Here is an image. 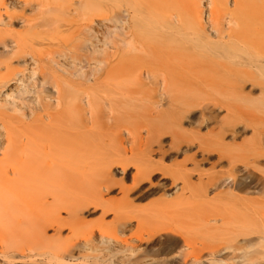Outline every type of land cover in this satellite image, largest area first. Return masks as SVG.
Instances as JSON below:
<instances>
[{"label": "rangeland", "instance_id": "374dc122", "mask_svg": "<svg viewBox=\"0 0 264 264\" xmlns=\"http://www.w3.org/2000/svg\"><path fill=\"white\" fill-rule=\"evenodd\" d=\"M8 2H10V0H7V3ZM108 3L110 6V9L107 10L108 20L103 18L102 20L101 18L98 20L99 17L97 18V15H89L90 19H87L89 22H87L88 24L86 23L87 25H85L84 22L83 25L76 23L71 24L67 26V29L61 27V29L65 30L64 32L61 30L63 33L58 39L55 37L54 40L51 37L52 35H47L45 37L47 40L51 37L54 42L51 41L52 39L45 42L46 39L44 38V44L41 43L43 41L41 39L42 41L39 40L41 46H34L35 49H31L34 53L36 50H39L38 52L43 56L40 61H38V64L43 67V69L47 72H55L58 75L70 79H75V77L71 75L79 71L78 68L87 70L90 75V67L96 68L98 58H102L101 51H103V49H106V53L109 57L107 63H103L104 66L106 65L107 79H105V82L103 84H94L95 82L93 79L85 82L87 85L96 86V89L100 92L99 96L94 97L96 101L95 105L92 109H89L87 114V117L89 116L90 119H95V123H92V121L90 122L92 127L89 144V150L91 152V162L89 166H91V171L89 167L86 168V171L89 170V172L87 171L88 174L84 171L80 172L83 173V175H89L90 177L88 176L86 178H91V180H88V184L87 179H85V185L83 183L84 186L82 187V185H79L81 177L77 176V178L80 179L78 185H76L75 182L76 186L72 184L71 188L66 184L68 178L72 180L71 183L73 182V177L70 178L69 175L73 174V168H75L77 164L74 160V167L69 165L73 167L68 171L70 172V170H73L70 172L71 174L65 173V175H61L64 178L63 181H66V183H64L68 188L65 187L67 188L65 189L63 186L64 183L60 182L62 181V177L59 179L60 181L58 183L59 186L61 183L63 188L55 187L65 198L72 199L76 202L80 201L84 204H82V206H84L83 209H79L80 223H77V220L73 218L71 219L69 212L64 209L60 213V216L63 218L64 226L59 227L55 224L47 229L44 236L40 235V237L38 235V237L33 233L34 226L38 224L35 223L34 225L35 219L37 220V218H34V214L31 213L32 209H28V206L25 207L27 204L23 205V207L15 205L11 210L0 207V233L5 237L4 240H0V264H94L93 255H100L101 257L106 255L105 258L117 259L116 261L127 259L129 260L128 264H181L178 260L182 257L183 252L196 251L193 250L194 248L192 245L197 249H203L202 260L205 264H250L248 262L257 257L255 251L261 246L258 244L261 240H256L255 244L245 249L247 250L246 252L245 250H238L236 254H232L230 253L231 250H226L218 255L209 254L212 246L216 248L223 242V244L226 245V241L227 243L230 241L227 239H230L232 236L226 230V225L221 217H218V220H206L207 217L214 218L213 216L218 214L217 208L221 205V200H217L216 197L220 189L215 187L210 188L207 200L195 193L193 194L190 190L192 188H190L187 183V189L183 192L182 187L185 186V184L183 179L180 178L181 174L177 172L179 171V163L183 162L186 156L194 154L197 159H202L203 155L199 149L200 143L203 146L211 143L214 144L221 140L220 137L222 135H224V139H222L224 142L234 143L235 140L230 133V129L233 128L237 122H239L238 127H244L249 120L250 123L253 122L252 124L255 125L249 126L246 134L242 137H238L236 142L242 143L244 140H254L259 136L260 133L258 130L264 128V76L258 78L255 82L248 81L246 83L245 91L247 95L245 96L229 91L227 87L233 80H225L224 78L209 79L205 75L202 76V74L194 78L187 77L188 79L182 83H174L175 80H173V82L171 80L168 99H163L159 103L160 106L155 107L154 105L157 103L155 104L152 95L128 93L126 91L127 86L121 85L127 78H132L136 72H141V69L143 74H146V71L142 68L144 67L143 65H145L144 61H140L141 59L137 58L135 60L130 59V63H125L126 59L123 54L134 52H141L142 54L145 52L144 50L152 53L158 51L161 45L167 43V41L171 39H176L177 42H180L182 45L188 46L191 41L186 42L184 40L185 38L191 40L192 37L188 34H184L181 29H178V26L172 24L171 20L175 17L174 13L172 14L167 10L162 16L157 17V9L154 0H108ZM112 3L113 6H111ZM166 5L172 7L190 6L194 16L199 18L205 26L209 27L207 33L212 35L210 39L213 41L219 40L216 34L210 33V0L168 1ZM131 6L136 7L133 9ZM227 6L229 9L235 7L233 2H229ZM2 7V12H4L5 7ZM15 9L23 11L21 7H15ZM102 10L106 11L105 9ZM25 11L27 14H30V10L27 9ZM78 18L79 17H77V19ZM26 27L27 26L24 25L22 26L21 20L16 21L11 26L15 31H19ZM58 27L60 29V26ZM45 29V31H49L48 34H58L60 32L59 29L55 30V24L47 25ZM130 30L138 33L141 38L144 37L145 39H142L144 44L133 40L131 36L126 37L123 35L124 31ZM156 37H161L163 40H157ZM39 41H37L38 44ZM104 41L106 42L104 43ZM128 41H131L133 47L126 44ZM147 42H151V44ZM154 44H158V47L153 50L151 47ZM135 46H139V48H135ZM9 50L10 48L0 44V61H11L10 66L6 63L0 66L1 73H13L14 80L11 83L18 82L20 79L25 80L24 85L34 82V77L38 75L33 74V70L36 69V63L34 59H31V55H28L29 58L27 61L24 59H11L7 56L10 55V53H8ZM126 65H130V68ZM162 77L163 75L157 73L147 79V81L150 84H160L164 80ZM216 84H221L220 89L214 87ZM49 86L51 87V85H47L40 91L30 90L28 92H26L28 86H24L21 92L12 90L11 88H3L0 91V110H4L6 114L13 118L23 117L26 119L28 115L29 121H33L36 115L33 114L32 116L27 109L31 106H35L40 95L46 97L48 94L53 93ZM9 93L10 95H8ZM86 98L87 94L76 92L73 100L74 103L76 102L87 106ZM182 101L189 110L184 117H181L177 112V107H173L172 105V102L183 103ZM109 102H113L114 106L112 108L109 107ZM28 112L29 114H26ZM69 113L68 116L70 117ZM30 116H32V118ZM6 117V115H2L0 119L5 118L12 127L17 126L18 123L16 124L15 120L12 121L15 122L14 124L10 121L12 120L11 118ZM3 121L0 120V124L6 122ZM44 121H47L46 123L44 122L46 125L48 123V118H45ZM2 124L0 126L1 128ZM50 124L47 125L51 126ZM17 127H19V125ZM54 127V130H56L61 137L63 134H71L68 133L69 130L74 132L80 131L82 129V124L79 122L78 116L74 114L71 121H59ZM2 129L3 132L6 131L4 128ZM9 130L11 132L10 134L14 136V132L16 131L13 129V134L11 128ZM54 130L51 131L55 133L56 131ZM19 132H16V135H20L17 136L18 138L22 136V133L19 134ZM71 135H74L73 132ZM21 138L18 140L15 139V141L18 142ZM191 140H194L196 144L190 150H186ZM24 141H26V137ZM67 141H69V138H67ZM16 142L15 145H17ZM20 143L22 142L20 141ZM19 145L16 147H19ZM45 145H48L47 142ZM58 145L57 142L56 146L59 147ZM214 145L217 147L221 146ZM19 148L21 149V147ZM45 148L47 151V148L49 150L50 147ZM59 149H62V146ZM25 150L27 152L29 148ZM31 150L33 149H30V151ZM53 150H56V148ZM66 150L67 149H65L64 154ZM21 151H18V154L23 156L21 155L23 154ZM34 151H32V153ZM36 151L38 152V150ZM74 151L78 152V150ZM74 151L71 152V158L75 157L72 155V153L74 155L76 154ZM79 152H81V150ZM79 152L76 156H79ZM46 153H48L47 155H51L53 152L51 151V154H49V151H47ZM56 153H59V151ZM61 153V155H64L63 152ZM27 154L29 153H26V155L24 154L26 160H28L27 156H29ZM31 154L29 156L31 159V156L34 154L38 156L37 153ZM42 154H44V152H42ZM68 154L70 153L68 152ZM52 155L48 162L50 165L52 163L54 164L57 160L59 161L57 158V160H55ZM1 156H3V152L0 153V157ZM25 156L23 157L25 158ZM57 156H60V154ZM65 156L67 157L65 154L63 159ZM48 158L47 156V159ZM61 159L62 158H60V162H63L64 160ZM34 160L37 161V159ZM51 160H53L52 163ZM76 160L80 161V158L78 157ZM218 160L219 153L215 152L211 154L210 161H203L201 163V168L205 171L211 170L212 173L210 174L217 175L218 172L227 171L231 167L228 159L225 158L221 162H217ZM29 161L31 162V160ZM72 161L73 160H71V163ZM150 161L162 166L166 172H168L169 178L163 179L168 182L165 188L157 186L145 192H130L129 199L133 200V204L129 207V202L124 197V192L120 184H116L112 190L106 189L104 183L107 179L106 170H109V176H111V178L122 181L124 178V173L122 172L123 165H127L133 173H136L139 167H145L146 163ZM34 162L31 163L35 165L38 163ZM41 162L42 164L44 163L43 161ZM60 162L58 163L60 164ZM66 162H64V164H67ZM58 163L56 164L58 165ZM80 163L82 162L80 161ZM213 163H217L214 168ZM50 165H44L46 167H42L45 169L47 167H49L48 169H53ZM59 166L60 165L55 166L56 168L53 170L59 169V174H61L62 167ZM187 167H194L193 161H188ZM34 168H37V166ZM64 169L66 168H63L62 174H64ZM39 170L41 171V169ZM53 170L52 174L55 173H53ZM67 170L68 169H66V172ZM75 170H78L77 166ZM49 172H51V170ZM59 174L57 177L60 176ZM9 175L10 177L14 176L13 173H9ZM42 175H45V178H49L50 174ZM56 175L55 178L53 175H50V178L53 177L52 184L54 180L57 182L58 178L56 179ZM66 175L67 179L65 178ZM170 175L179 176L178 186H173L171 184L172 177ZM36 176L40 178L38 174ZM126 176L125 183L129 186H133L134 183L131 174L129 173ZM75 177L76 174L74 175V180L77 179ZM160 177L161 175L159 174V178ZM203 177L207 179L206 174L203 175ZM34 179H36L35 176ZM37 180L38 179H36L35 183L39 181ZM41 180L45 181L44 178ZM85 180L82 179V182ZM157 180L158 179H155L154 181ZM48 181L46 182L47 184L45 183L47 186L42 184L45 188H49ZM191 181L193 185L198 184L200 175L194 173ZM68 183L70 184V181ZM39 184L41 185L40 181L37 185ZM37 185L35 184L38 189L39 186ZM42 185L40 186L41 188H43ZM146 186L148 187L149 183H147ZM40 187L39 190H41ZM52 187L51 185V190L55 192L56 189L54 187V189H52ZM32 188L34 189V187L28 186L27 189L29 190ZM57 190L56 193L58 195ZM143 190H145V188H143ZM30 191L32 190L27 191L29 195L31 193ZM52 191H50L52 196H49V198H43V196H47L45 194L50 195V193L47 192L43 195L44 191H41L43 200L48 198L50 199H47L49 202L52 201ZM237 191L243 195L245 194V190L243 189L238 188ZM61 194L58 196H61ZM249 196L252 197V201L249 203L251 205L250 207L248 206L249 209L241 210L240 208H234V206L231 208L226 206L229 211L232 212L230 216H232V222L234 224L244 223L247 225V229L244 227L246 231L243 230L239 232L240 239H243L248 232L250 234L247 236L251 238L264 235V202L263 200H259L260 198H264V196L262 192H251ZM30 197L33 198V196ZM30 197H28V199ZM39 206L40 205H38V207ZM43 207H46V205L43 204ZM35 210L40 209L35 208ZM32 212L34 213L37 211ZM43 212L47 214V211ZM43 212L41 211L39 214L41 215ZM127 213L131 216L139 214L143 219L140 224L136 219H132V221H130L133 223L132 231L122 234L121 230L123 222L126 221L125 215ZM39 214L35 213V215ZM44 221L45 220H43L42 223ZM39 223L41 222L39 221ZM138 226L142 231L144 240L135 237L133 241L132 238L129 239L131 243L138 245L136 249H129L122 246L111 247L107 244L116 243L117 239L121 237H129L132 232L137 230ZM165 227H172L179 232V234H170L164 230ZM248 229L250 230L248 231ZM183 236L192 242L191 247L187 246L188 249L182 245V243H184ZM177 241L181 243V246L176 245ZM4 249H6L8 253H3L2 250ZM22 250H25L26 255L21 254ZM200 251L201 250H199V252ZM85 254H89L91 257H85ZM96 264L110 263L109 261H101Z\"/></svg>", "mask_w": 264, "mask_h": 264}, {"label": "bare ground", "instance_id": "6f19581e", "mask_svg": "<svg viewBox=\"0 0 264 264\" xmlns=\"http://www.w3.org/2000/svg\"><path fill=\"white\" fill-rule=\"evenodd\" d=\"M168 1L175 2L178 0H154L157 9V13H156L157 17L162 16V14L167 12V10L172 14L174 13L175 17H173L174 19L172 18L171 22L175 26H178V29L179 30L181 29L184 34H188L189 36L192 37L191 40L186 38L184 40L186 42L191 41L190 45L184 46L180 42H177L176 39L175 40L171 39L168 40L167 43H165L166 45L165 44L161 45L160 43L161 45L160 49L152 53L144 50L146 53L143 52L141 54V52L140 53L134 52V53L123 54V56L126 59L125 63H130L131 60H135L137 58L141 59L140 61H144L145 65H143L144 67L142 68L146 71V74L145 73L143 74L141 69V72L140 71L139 73L136 72L132 78H127L124 82H122L121 85L127 86L126 91L128 93H141L143 95H152L155 104L157 103L154 106L159 107L160 106L159 103L163 99H168L169 97L171 80L172 82L173 80H175L174 83H182L185 82L186 79L190 77L194 78L203 74L202 76L205 75L209 79L224 78L225 80H230V81L233 80L232 83H229L230 85L227 87V89L231 92L238 93L243 96L247 95L246 94L247 92L245 91L246 83L248 81L255 82L256 80H258V78L264 76V0H210V5H211L209 10V14H210L209 22L211 28L210 33L216 34V36L219 38L218 41H213L210 39L212 35L207 33L209 27L205 26L204 23L199 18H196L194 16L193 10L190 8V6L186 5L180 7H172L166 5V2ZM229 2L230 3L233 2L235 6L233 9L228 8L227 4ZM2 6L5 7L4 12H2V8H3ZM111 6H113V3L111 4ZM15 7H21L23 11H18L15 9ZM135 7L136 6H131V8L133 9ZM27 9L30 10V14L26 13L25 10ZM102 9H105L106 11H103ZM109 9L110 6L108 0H10V2L8 3L7 0H0V44H2L4 47L10 48L8 52L10 53V55L7 56H9L11 59H24L25 61H27V59L29 58L28 55H31V59H34L36 63V69L33 70V74L38 75L37 77H34L35 80L34 82L29 83L28 85H24L25 80L20 79L18 82L11 83L14 80V74L10 72L2 74L0 71V91L3 88H7V89L11 88L12 90H17L21 92L24 89V86H28L26 92L30 90L40 91L43 87L47 85H51L52 88L50 86L49 87L53 92L52 94H48L46 96L47 98L40 95L35 106H31L27 109L32 116L33 114L36 115L33 121H29L28 115L26 119L23 117L13 118L10 115L6 114L4 110H0L1 116L6 115L8 118L12 119L10 120L11 122L15 120L16 124L18 123L17 126L19 125V127L14 126L16 127L14 128L11 126V124H9V122H7L5 118L0 119L1 121L3 120L6 121V122L3 121L4 124L1 123L2 128H4L6 131L3 132V129L0 127V153L3 152V156L0 157V207L11 210L12 207H14L15 205L23 207V205L27 204L25 207L28 206V209L30 210L32 209L31 213L34 214V218H37V220L35 219L34 225L35 223L38 224L34 226V230H33V233L37 236L38 235L44 236L46 234L47 229L55 224L58 225L59 227H63L64 226L63 218L60 216V213L64 209L69 212L71 219L73 218L77 220V223H80L79 209L80 208L83 209L84 207L82 206L83 203L80 201L76 202L72 199L65 198V196H63L56 188L57 187L63 188L61 183L64 182L66 183V181H63L64 178L61 175H65V173L71 174L70 172L73 170L74 172L72 175L69 174L67 175H69L70 178L73 177L72 179L74 183L73 182L71 183L72 180H70L69 178L67 179V175L65 177L68 182L70 181L71 185L68 182L66 184L69 185V187L71 188H72V184H74L73 186L79 184L78 182L80 179H78L77 176L81 177V181L79 185H82V187L85 185L86 182L85 179H87L86 177L89 176L85 174L84 176L83 173H80L84 171L85 173L88 174L89 170L91 171V166H89L91 162V152L89 150L90 149L89 144H90V137L92 134V127L90 122L92 121V123H95V119H90L89 116L87 117V114L89 112V109H92L95 105L96 101L94 97L99 96L100 92L96 89L97 88L96 86L87 85L85 82L90 81L92 79L95 82L94 84H103L105 82V79H107L106 65L104 66L103 63L106 64L107 60H109V57L108 54L106 53V49H103V51H101L102 58L101 57L100 59L98 58L97 61L98 63L96 68L90 67L89 70V72L91 73L90 75L88 74L87 70L78 68L79 71L71 75L75 77V79L74 78L70 79L58 75L55 72H47L45 69H43V67H41L38 64V61H40V59L43 56H41V53L38 52L39 50H36L35 52L36 54H35L31 49H35V47L41 46L40 41H42L47 35H52L51 37L54 40L55 37L56 39H58L60 35L64 32V30L67 29V26H70L71 24L76 23L79 25H83V23L85 22L84 24L87 25L89 23L87 19H90L89 15H97V18L99 17L98 20L100 18L101 20L102 18L108 20L109 17L107 16V10ZM77 17L79 18L77 19ZM18 20H21L22 26L24 25L27 27L19 31H15L13 28H11V26ZM50 24L52 25L55 24V30H58L59 29L58 26H60L59 29L60 32L58 34H51V33L48 34L49 31H45L46 30L45 26ZM61 27L65 29H61ZM123 35L126 37L131 36L133 40L144 44L142 39L145 38L144 37L141 38V36L133 30L124 31ZM51 37L50 39H52ZM201 38L203 39L204 42L202 41ZM50 39L48 40L46 39L45 42L49 41ZM53 39L51 40L52 42H54ZM156 39L161 41L163 40L161 37H156ZM44 40L41 43H43ZM37 41H39L40 45L38 44ZM105 42L106 41H104V43ZM147 43L151 44V42H147ZM126 44L128 46L131 45L130 47H133L131 41L126 42ZM156 47H158V44L152 45L151 48H153L154 50ZM135 48H139V46H135ZM4 63L10 66L11 61L2 60L0 61V66ZM126 66L130 68V65H126ZM157 73L163 75L162 77L164 79L163 82L160 84L148 83L147 79H149L150 77H152ZM220 86L221 84H216L214 87L220 89ZM76 92L87 94V98H86L87 106L81 105L80 103H76V102L74 103L73 98L76 95ZM8 95H10V93ZM172 105L173 107L175 106L177 107L176 108L177 112L181 117H184L186 113H188L189 111L184 105V102L183 103L172 102ZM113 106H114L113 102H109V107L112 108ZM29 112L26 114H29ZM68 113L70 117L68 116ZM74 114L78 116V120L82 124V129L80 131H75V132L69 130L68 133L72 134L73 132L74 135L71 134L68 135L66 133L67 135L63 134V136L60 137L59 133L56 130H54L55 128L54 125L57 122L59 121L61 122L63 120L64 122L71 121ZM32 116L30 117L32 118ZM45 118H48L47 124L51 123L50 124L51 126L47 124H46L47 126L45 125V123L47 122L44 121ZM249 121L246 122V125L244 127H238L239 122H237L234 125V127L230 129V133L233 135V138L235 140L234 143L224 142L222 140L224 139V135L220 137L221 140L219 142L214 143L216 145H221L220 147L215 146L213 143L206 144V146H203L200 143L199 149L203 155L202 159L201 160L197 159L195 157L196 155L194 154L186 156L184 161L179 163V167H178L179 171L177 173L181 174L180 178L183 179L185 184V186L182 187L183 192H185V190L187 189L186 188V183H187L189 184V187L192 188L190 190L193 194L195 193L196 195H199L203 199L207 200L208 192L210 188L215 187L217 189H220L216 197L217 200L218 199L221 200L220 201L221 205H219V207L217 208L218 214L213 216L214 218L207 217L206 220H218V217H221V219L224 221V224L226 225V230L229 232V234L232 235L231 236L232 239L231 238L227 239L230 241L229 243H227L226 241V245L223 244L224 242L221 243V245L224 246L219 245L220 246L219 247L216 245L217 246L216 248L215 247L213 248L212 246V248L210 249L211 252L209 254L218 255L219 253H222L226 250H231L230 253L236 254L238 250H245L249 246L255 244L256 240H261L260 243H258L261 246L259 247L258 250L255 251L257 257L255 259H251V261L248 263L264 264V260H263L264 235L259 236L257 238L254 237L251 238L247 236L248 234H250L248 232L250 229H248L247 231L248 233L245 234L246 236H244L243 239H240L239 232L247 229L246 228L247 225L244 223L234 224L232 222V216H230L232 212L229 211V209L226 207L228 206L229 208H231L232 206H234V208H240L241 210H246L249 209L248 206L250 207L251 205L249 204L250 201H252V197L249 196L251 192H257V193L262 192V195L264 196V167H263L264 128L258 130L260 134L256 139L250 141L244 140L242 143L236 142V139L238 137H242L246 134L247 128L249 126L255 125L252 124L253 122L250 123ZM15 122L12 123L15 124ZM9 127L11 128V131L14 129V131L16 132H19L24 129L23 131L19 132V134L22 133L21 136L22 138L19 137L21 138L20 141L22 143H20V141L18 142L15 141V139L16 140L19 139L17 136L20 135H16V132L14 131H12V133L13 132L15 133V134L13 133L14 136L11 135ZM51 130L56 131L55 133L57 135L53 133V131ZM24 132L26 133V136ZM70 135L72 138L70 137ZM25 137H26V141H24ZM66 137L69 138L70 142L67 141ZM15 142L17 145H15ZM46 142L48 145H52V146L45 145ZM57 142L59 144L58 145L59 147L56 146ZM19 144L22 145L20 146ZM195 144L196 142L194 140H191L186 150L188 149L190 150L192 147H194ZM18 145L19 147H21V149L19 147H16ZM43 145L45 147H50L51 149L49 148L48 150L47 148V151H49V154H51L52 151L53 155L52 154L51 155L55 158V160L59 159V161L57 160L53 164L52 163L53 160H51V163L53 165L48 164L51 155H47L48 153H46L47 152L45 150L46 148ZM61 146L62 149H59ZM54 147L56 148V150H53L55 149ZM23 148L24 150L26 148L28 150L29 148V150L26 152V150L24 151ZM64 148L67 149L66 150L67 153L65 152V154L67 155V157L68 156L69 157L67 158L65 156V158L63 159V156L65 155ZM30 149L33 150L30 151ZM40 149L41 151L45 150L46 152L42 151L44 152V154H42ZM70 149L72 150L69 151ZM36 150H38L40 154ZM74 150L76 151L78 150V152L81 150V152H79V156L78 155L76 156L78 152H75ZM18 151L19 152L21 151V153L23 154L21 153L20 154L23 156H25L26 153H29L27 155L30 156L32 151L34 152L31 155L37 153L38 156L39 155L40 156L38 157L37 155L34 154L33 156L36 158L31 156L32 157L31 159L29 156H27L28 160H26V156L25 158L23 156H20L18 154ZM58 151L59 153H56ZM72 151L76 153L75 155L72 153V155L75 156L74 158H71L70 156ZM61 152H63L64 155H61L62 154ZM68 152L70 154H68ZM215 152L219 153V160L217 162H221L226 158L228 159L231 167L227 171L218 172L217 175H212L210 174L212 173L211 170L205 171L204 169L201 168V163L203 161H210L211 154ZM59 154L62 157L57 156ZM47 156L49 157L48 159ZM78 157L80 158V161L82 163H80L79 160L78 161L76 160L78 159ZM60 158H62L61 160L64 161L60 162ZM34 159H37V161ZM29 160H31V162L35 161L34 163L38 162L39 160L40 161L35 165L31 163ZM71 160H73L72 163ZM74 160L79 165L78 166L76 164L77 169L79 171L75 170L76 166L75 168H73L74 167L73 162H75ZM41 161H43L46 164L44 163L42 164ZM188 161H193L194 167L188 168L187 167ZM58 162H60V164ZM64 162H66L67 164H64ZM56 163H58V165L62 167L61 168L62 170L64 167L68 169L67 172L66 169H64L65 170L63 172L64 174H62V170H61V174H59L60 173L59 169L58 170L56 169L54 171L53 169L56 168L55 166H58ZM216 164L217 163H213V168L216 166ZM44 165L47 166L50 165V167H52L53 169H48L49 167H47L46 170L44 168L46 166ZM69 165H72L73 167L72 166L70 167ZM33 166L34 167L37 166V168L39 166L38 170ZM28 167L30 168V170L31 169L32 170L30 171ZM72 168L73 170H70V172H68L69 169ZM86 168H89V170H87L88 172L86 171ZM39 169H41V171ZM48 170L49 171L51 170V172H49ZM52 170L53 173L55 172L57 174L58 172L60 176L57 177L58 174L57 175L55 173L52 174ZM41 172L42 174L53 175L54 178L56 175V179L57 178L58 179L57 182L56 180H54L53 184L58 186H54L52 184L53 177L50 178L49 175L50 178L49 179L46 176L48 180H50L48 181L47 178L44 177L45 175H42ZM122 172L124 173V178L122 179V181H117L111 178V176H109L110 173L109 170H106L107 179L104 181V183L107 190H112L116 184H120L121 189L124 192V197L129 202L128 207L133 204V200L129 199L130 192L131 193L135 191L145 192L157 186L165 188L168 182L167 180L164 181L163 179L169 178L168 172H166V170L162 166L151 161L147 162L145 167L143 168L139 167L136 173H133L128 168L127 165H123ZM9 173H13L14 176L10 177ZM74 173L76 174L75 178H77L75 180H74V175H75ZM129 173L131 174L134 183L133 186H129L125 183V178L127 177L126 175ZM194 173H198L200 175V181L196 185H193L191 181V178ZM34 174L36 175L38 174L40 178H37V176ZM159 174L161 175L160 178H159ZM205 174L207 175V179H204L203 177V175ZM34 176L36 177V179L40 181L41 185L45 184L48 181L49 182L48 187L50 188L51 185L54 188L56 187L55 189L57 190L58 195L61 194V196L57 195L56 190L55 192H53L51 188L49 189L46 187L48 191L50 190L53 192L52 193L53 200L49 202L48 200L50 199L48 198L49 196L52 195L51 192L50 191L48 192L47 189L45 188V186H47L46 185L47 183L45 184V186L42 185L43 188H41L40 184L37 185V183L39 182L38 180H37L38 182L35 183L36 179H34ZM170 176L172 177L171 184L173 186H178V181L180 179L179 176H173V175ZM42 177L45 179V181L46 180L47 181L45 182L44 180H41L43 179ZM32 178L34 179V183ZM60 178L62 179L63 182L59 180ZM82 179L85 181L82 182ZM89 179L91 180V178H88L87 183L89 182L88 181ZM155 179L158 180L154 181ZM59 181L61 182L60 186L58 183ZM27 183L28 186L34 187V189L33 188L29 189L32 190L30 191L31 192L30 195L27 192L29 191L27 189L28 188ZM32 183L34 186L33 185L31 186ZM147 183H149L148 187L146 186ZM35 184L39 186L41 190H39V187L37 189ZM64 184H63L64 188L65 187L68 188V186ZM53 187L52 189H54ZM143 188H145V190H143ZM238 188L245 190V194L243 195L239 193L237 191ZM41 191L42 192L44 191L43 195L47 192L50 193V195L45 194L47 196H43V198L48 197L47 198L48 200L47 199L43 200ZM8 195L10 196V198ZM30 196H33V198ZM28 197H30L29 198L30 202ZM259 200H263L264 202V198H260ZM29 204H30V208H29ZM43 204H45L46 207H43ZM38 205L40 206L38 207ZM35 208L40 209L42 212L47 211V214L46 212L45 214L43 212V214L41 213L40 215L39 213L41 211L35 210ZM43 208L44 209L46 208L47 210L46 209L44 210ZM32 211H37V212L33 213ZM35 213L39 215H35ZM40 219H43L45 221L42 223L43 220ZM125 219L126 221L123 222V227L121 230L122 234H126L132 231L133 223L130 222L132 221V219H136L140 224L143 217L140 216L139 214H134L133 216H131L129 213H127L125 215ZM38 220L41 223H39ZM164 230L170 234H179V232H177L172 227H165ZM134 237L140 240H144V236L139 226L135 232H132L129 235V237L127 238L121 237L117 239L116 243H107V244L111 247L122 246V247H127L129 249H136L138 245H134L129 240L132 238L133 241ZM183 238H184V243H182V245L185 247L187 246L191 247L192 242L189 239H186V237L184 236ZM4 239L5 237L2 235V233H0V240H4ZM176 245L181 246V243L177 241ZM192 247L194 248L193 250L196 251L194 252L187 251L185 253L183 252L182 257L178 261L181 264H196V263L205 264L202 260L203 249L198 248L199 250L202 251L199 252V250L195 248V246L192 245ZM246 251L247 250H245V252ZM2 252L8 253L6 249L2 250ZM21 254L26 255L25 250H22ZM85 257H91V256L89 254H85ZM92 257L94 259L93 261L94 264L99 263L101 261L103 262L109 261L110 264L112 263L128 264L129 262V260L127 259L116 261L117 259L115 260L113 258L110 259L105 258L106 255H103V257H101L100 255H93Z\"/></svg>", "mask_w": 264, "mask_h": 264}]
</instances>
